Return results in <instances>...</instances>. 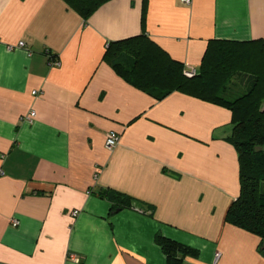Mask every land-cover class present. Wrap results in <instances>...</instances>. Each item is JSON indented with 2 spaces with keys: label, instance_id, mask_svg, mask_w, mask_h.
Here are the masks:
<instances>
[{
  "label": "crops",
  "instance_id": "crops-1",
  "mask_svg": "<svg viewBox=\"0 0 264 264\" xmlns=\"http://www.w3.org/2000/svg\"><path fill=\"white\" fill-rule=\"evenodd\" d=\"M146 1L85 20L64 0H0V264H167L159 237L198 251L187 264H264L260 239L226 223L241 192L232 112L184 89L152 95L104 58L145 33L200 70L215 42H237L257 75L264 0ZM251 82L235 75L228 93ZM106 190L133 206L114 210Z\"/></svg>",
  "mask_w": 264,
  "mask_h": 264
},
{
  "label": "trees",
  "instance_id": "trees-1",
  "mask_svg": "<svg viewBox=\"0 0 264 264\" xmlns=\"http://www.w3.org/2000/svg\"><path fill=\"white\" fill-rule=\"evenodd\" d=\"M64 1L86 20L110 0ZM148 46L152 47V53L148 49L142 50ZM212 46L200 70L191 78L145 33L111 42L104 58L111 61L119 76L152 95L157 87L165 88L167 94L173 89H184L232 112L233 131L228 141L238 153L241 192L227 211L226 223L258 237L259 251L264 254V111L261 109L264 102V70L259 67L257 75L245 73L252 70L253 60L247 52H242L241 49L246 46L243 43L221 41ZM235 75L249 76L251 85L243 92L228 93L232 90L227 85L228 81ZM102 195L113 204L114 210L130 208L134 204V199L113 190L103 191ZM158 243L167 257V264H187V257L198 255V251L164 237H159Z\"/></svg>",
  "mask_w": 264,
  "mask_h": 264
},
{
  "label": "built area",
  "instance_id": "built-area-1",
  "mask_svg": "<svg viewBox=\"0 0 264 264\" xmlns=\"http://www.w3.org/2000/svg\"><path fill=\"white\" fill-rule=\"evenodd\" d=\"M183 2L185 4H187V5H190L192 3V0H183ZM25 46H26L25 43H20L19 44V47H21V48H25ZM54 64L55 65H58V66L60 65V63H58V62H54ZM196 74H197V70L195 68H191V69L185 71V75L187 77H190V78L191 77H194ZM33 94L36 95L37 92L35 91V92H33ZM35 117H36V113L35 112H32L28 117H26V121H28V122L31 123L32 120ZM119 141H120V136H119L118 133H116V132H110V133H108L107 138H106V148L108 150H113L114 148H116V146H118ZM78 214H79L78 211H75L74 212V215L75 216H77ZM17 225H18V223L16 222L15 223V226H17ZM219 258H220V254H217L215 256V260H216V263L215 264H217ZM72 260H74V261L77 262L78 261V258L75 257V256H72Z\"/></svg>",
  "mask_w": 264,
  "mask_h": 264
}]
</instances>
